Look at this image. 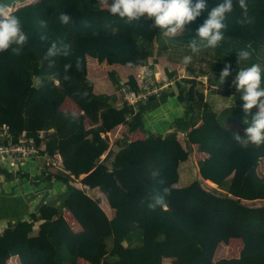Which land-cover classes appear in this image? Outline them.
Returning <instances> with one entry per match:
<instances>
[{"label":"trees","instance_id":"obj_1","mask_svg":"<svg viewBox=\"0 0 264 264\" xmlns=\"http://www.w3.org/2000/svg\"><path fill=\"white\" fill-rule=\"evenodd\" d=\"M101 1L0 0L28 35L20 55L0 52V124H7L14 136L22 130L35 134L52 129L45 148L59 152L63 168L30 177L0 167V175L8 181L29 178L34 185L52 176L60 179L68 191L65 205L72 222L80 226L75 230L58 207L54 216L44 215L42 207L29 219L9 220L0 232V264H80L79 259L82 264H162L164 258L171 264H264V173L258 171L264 144L245 148L233 138L244 137V120L250 123L258 108L245 116L241 93L232 87L240 49L251 52L241 68L253 63L264 67V0H248L246 16L234 7L226 20L225 41L199 53L208 54L205 67L176 80L160 99L146 102L176 96L190 103L194 118L177 119L168 132L147 131L137 138L133 134L140 128L146 103L133 112L126 104L117 105L116 93L123 83L135 87L134 75L122 81L111 69L107 78L113 92L98 93L88 76V58L110 67L154 68L167 50L190 55L188 44L207 12L170 37L151 20L129 22L111 15ZM216 2L209 0V8ZM61 13L69 14L72 23L62 25ZM43 34L46 41L40 39ZM52 42L68 45L69 55L55 57L50 68L44 57ZM68 63L71 68L65 72ZM226 63L233 70L220 84ZM173 74L167 73V78ZM200 76L212 93L230 97L232 107L214 111L198 90L203 85ZM67 99L72 108L66 110ZM119 125L125 130L112 139L108 132ZM193 149L206 153L197 161L198 176L178 186L180 165ZM157 170L160 175L151 178ZM80 177L82 187L75 182ZM164 188L169 189L167 208L150 209L152 197L163 194ZM102 196L112 216L102 209ZM232 238L242 242L239 254L215 259L217 246Z\"/></svg>","mask_w":264,"mask_h":264},{"label":"clouds","instance_id":"obj_2","mask_svg":"<svg viewBox=\"0 0 264 264\" xmlns=\"http://www.w3.org/2000/svg\"><path fill=\"white\" fill-rule=\"evenodd\" d=\"M107 5L111 15L121 19L126 18L129 22L147 19L152 21V26L163 30L170 37H175L179 32L184 31L185 26L195 22L202 13L207 12L206 18L195 30V36L191 37L188 44L191 54L183 57V62L189 64L193 55L201 53L204 49H215L225 41L224 33L227 30L226 20L229 14L238 6L246 16L248 12V0H217L209 8V0H103ZM59 21L62 25L72 23V17L67 13H61ZM42 28L47 27L46 21H40ZM41 41L47 40V35H40ZM28 41V35L21 26L20 19L10 10L8 5L0 4V52L11 51L14 55H20L22 49ZM69 55V46L62 43L52 42L47 48L44 59L48 61V66H54L55 57ZM239 70L232 80V87L241 93L240 99L243 101L242 110L245 116L251 113L254 107L258 108L252 119H245L247 124L244 137L234 134L233 138L242 146L249 144H264V67L258 63H253L247 67H240L242 61H248L251 52L240 49L236 52ZM71 64H65L67 72ZM231 63H226L220 71V84L226 82V78L232 73ZM67 79V77H65ZM232 107V105H230ZM159 171H152L151 178H157ZM163 183V180H159ZM169 194V189L164 188L163 194L152 197L153 202L148 206L155 209L157 206L167 208L165 196Z\"/></svg>","mask_w":264,"mask_h":264},{"label":"rangeland","instance_id":"obj_3","mask_svg":"<svg viewBox=\"0 0 264 264\" xmlns=\"http://www.w3.org/2000/svg\"><path fill=\"white\" fill-rule=\"evenodd\" d=\"M29 1V0H28ZM32 1V0H30ZM103 7H107L106 4L103 3V0L100 2ZM11 10V8H10ZM180 33V32H179ZM178 33V34H179ZM162 53L160 57V63L156 64L158 66H154V72L157 76L163 80L167 78V73H174L173 77L176 80H181L182 78L188 77L191 71H194L193 75H196L199 72V69L204 68L205 61L207 59L208 54L199 55L196 54L194 58H192L191 63L185 64L183 62V57L185 56L184 50H179V52H170ZM96 60L93 58L88 59V66H91V62H95ZM120 67L116 65V68ZM189 67L192 69L190 70ZM105 69H112L110 66H105ZM104 74V80L109 83L108 78L106 77V71H101ZM200 81H203V85L198 88L199 91L205 93L206 97H210L212 92L207 89V82L205 77H198ZM113 89V87L111 88ZM155 111H151V109H146L141 115L139 121V132H141V136L143 137L147 131H157L162 132L163 129L167 130L169 126H171L175 119L182 118L186 110V104L181 103L176 96H165L163 100L156 102ZM110 137L113 139L116 137V132H111ZM179 137L182 140V134H179ZM191 155V154H190ZM188 160V159H187ZM41 159H36L34 162H26L23 164L22 168L26 172L30 174V177H37L42 170V168H38V164H41ZM189 166L192 173L194 169V161L192 158H189L187 165H182L180 167V173L186 170V167ZM258 171L264 172V160L259 164ZM83 177V176H82ZM82 177L78 178L75 182L77 184L80 183ZM73 182V181H72ZM212 186V185H211ZM101 195L100 193H98ZM96 194V195H98ZM68 196V191L66 190L65 184L56 177L49 178L48 181L39 182L37 185L31 183L29 178L17 177L11 181L5 180V178L0 175V227L1 231L6 225V223L12 218L11 214L14 212H20L22 209L26 211L24 205L28 208L29 212H36L35 214L39 215L41 209H44V215L54 216L53 209L56 208L57 211H60L66 219L71 223L72 227L77 230L80 228L79 224H74L72 222V215L70 213L69 208L65 205V200ZM46 204V205H43ZM102 209L110 215L114 211L109 207L106 199L102 196L101 203ZM29 214V215H30ZM8 217H4L7 216ZM27 215L25 219H29L30 216ZM72 217V218H71ZM7 219L8 221H4ZM24 220V219H23ZM14 222V221H12ZM0 231V232H1ZM238 243V246L235 247V243H231L227 246V244H220L216 249V256L231 259L239 254L242 242L239 238H235L233 241ZM233 244V245H232ZM224 246V247H222ZM215 256V258H216ZM13 262V261H12ZM166 262V264H171V259H164L162 264Z\"/></svg>","mask_w":264,"mask_h":264},{"label":"built area","instance_id":"obj_4","mask_svg":"<svg viewBox=\"0 0 264 264\" xmlns=\"http://www.w3.org/2000/svg\"><path fill=\"white\" fill-rule=\"evenodd\" d=\"M134 78L136 80L135 87L123 83L116 91L118 95L117 105L126 104L132 108L133 112H136L139 106L146 103L150 98L160 99L165 90L175 87L176 81L174 77L161 80L154 72V68L149 65L139 66ZM51 132L52 129L37 130L35 134H29L22 130L14 136L8 125L1 123L0 167L14 173L26 172L22 168L24 163L41 159L42 163L38 164V168L48 169L52 173L62 171V158L59 152L50 153L45 148L47 135ZM78 185L82 187L81 182Z\"/></svg>","mask_w":264,"mask_h":264},{"label":"crops","instance_id":"obj_5","mask_svg":"<svg viewBox=\"0 0 264 264\" xmlns=\"http://www.w3.org/2000/svg\"><path fill=\"white\" fill-rule=\"evenodd\" d=\"M157 59H158V61H157L156 64H159L161 62L160 61V57H158ZM90 64H91V66H88V76H89V78L94 83V89H95V91L98 92V93H111V92H113V89H111L112 88L111 82L108 79L109 83L107 84V82H105V80H104V76L105 75L102 74V72H101V71H104V72L106 71V77H107V73L111 69H105L104 67L107 66V65H104V63L101 64L97 60L95 62H91ZM156 64H154V66H158ZM111 68L114 69V71L121 78L122 81H125L126 79L129 78V76L134 75L135 72H136V69H138V67H129V66H121V67H117L116 68L115 65H114V67L111 66ZM203 94H204L203 95V98L209 102V104L211 105V107L213 108L214 111H220L221 109H223V108H225L227 106H230L233 103L230 97H223V96H220V95L215 94V93L210 94V97H206L205 96V93H203ZM163 99H161V100H163ZM159 101L160 100L150 101V102L146 103L144 105V107H143V110H146V108H148V109H151L152 112L155 111V109H156V107H155L156 106V102H159ZM70 103H71L70 100L67 99L65 101V104H63V109H66V110L67 109H71L72 108V105H71L72 103L71 104ZM181 103H185L186 104V110H185V113L182 116V118H177V119H183V118L188 117V116H190L191 118L192 117L194 118V113H193L194 111L193 112L191 111L190 103L188 101H183ZM177 119H175L174 121H176ZM123 126L124 125H119L116 129H114V130H112V131H110L108 133H111V132H114L115 131L116 132V135H117L120 132H122V131L125 130L124 129L125 126L124 127ZM163 130L164 131H162V133L168 132V131L171 130V126H169L167 130H165V129H163ZM139 136H141V132H139V130L133 134V138H137ZM178 139L181 140L180 137H179V135H178ZM182 140H183V135H182ZM205 156H206V153H204V152H198L195 149H193V151L191 152V155L189 156V158H192L193 161H194V169H193L194 171L192 173L190 167L187 166L186 167V170H184L182 172V174L180 173L179 181L177 182V185L178 186H184V185L190 183L193 179H195L198 176V173H197L198 172L197 161L199 159L204 158ZM189 158H188V160L182 162L181 165H180V167L182 165H184V166L187 165V162L189 161ZM261 172L264 173L263 171H261ZM205 182L208 185H210L207 182V180ZM55 206L57 207V205H55ZM24 207H25L26 211H23V209H22L20 212H14V213H12L11 214V217L12 218L10 220L11 221H16V220H23V219H25L26 216L29 215L30 213L28 214L29 210L26 207V205H24L23 208ZM112 215H113V213H111L109 216H112ZM4 217H8V215L7 216H4ZM4 221H8V220L5 219ZM77 230H80V228L77 229ZM234 240H235V238H232L230 240V242L227 244V246L230 245L231 243H235V242H233ZM220 244H222V243H220ZM236 246H238V243H235V247ZM222 247H224V246H222ZM215 256H216V254H215ZM219 258H221V257H217L216 256L215 259H219ZM10 259H12L14 261V259H16V257H11ZM164 259H170V258H164ZM82 260L83 259H79V263L80 264H82ZM85 262H86V264H89L87 261H85Z\"/></svg>","mask_w":264,"mask_h":264}]
</instances>
